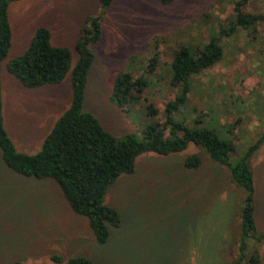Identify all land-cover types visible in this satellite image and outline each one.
<instances>
[{
  "label": "rangeland",
  "instance_id": "rangeland-1",
  "mask_svg": "<svg viewBox=\"0 0 264 264\" xmlns=\"http://www.w3.org/2000/svg\"><path fill=\"white\" fill-rule=\"evenodd\" d=\"M235 2L114 0L102 18L101 41L92 48L84 111L117 138H142L148 125L163 124L165 105L181 92L171 81L172 59L181 48H202L221 27L227 28ZM245 12L264 15V0L251 1ZM99 14L98 0H23L9 5L12 44L1 64L0 81L4 124L17 151L40 150L22 129V124L39 121L40 113L28 114L26 109L41 108L40 100H50L49 129L70 104V75L56 86L27 89L7 71V63L24 53L37 28L45 27L53 45L72 51L73 66V48L85 20ZM219 43L220 61L189 78L187 101L173 120L231 142L235 164L264 134V21L256 31L238 30ZM121 73L146 83L135 91L128 112L111 101L114 80ZM193 154L202 160L196 170L184 166ZM249 164L257 236L264 238V143ZM105 204L120 213L121 225L109 226V238L100 245L54 180L15 173L0 151V264H65L77 256L99 264H248L255 251L264 264L262 241L250 240L247 258L238 259L244 194L230 181L227 168L211 162L201 147L190 144L168 156H139L134 173L109 187Z\"/></svg>",
  "mask_w": 264,
  "mask_h": 264
},
{
  "label": "trees",
  "instance_id": "trees-1",
  "mask_svg": "<svg viewBox=\"0 0 264 264\" xmlns=\"http://www.w3.org/2000/svg\"><path fill=\"white\" fill-rule=\"evenodd\" d=\"M19 1L23 0H0V78L2 61L12 44L8 9L10 4ZM158 1L169 4L174 0ZM251 1L236 0L233 21L227 28L221 27L217 36L202 48L183 47L175 54L171 62V81L181 92L165 105V122L148 125L142 138L135 134L117 138L103 128L96 116L83 109L88 73L94 59L92 48L101 41L102 18L114 0H98L100 14L85 20L73 48L76 55L73 66L72 51L53 45L47 28H37L24 53L7 63V71L27 89L56 86L70 75V104L54 122L40 150L35 154L21 153L17 151L4 124L0 81V151L3 162L17 174L54 180L71 210L86 218L95 241L102 245L109 238L108 227L118 228L121 225L120 213L105 204L106 193L119 177L134 173L139 156L146 153L168 156L183 152L190 144L201 147L211 162L227 168L230 181L244 194L238 259L247 258L250 240L264 242L263 237L257 236L254 175L249 164L250 158L264 143V134L233 164L231 155L234 147L231 142L219 139L207 129H188L175 123L173 115L187 101L189 78L220 61L223 49L219 40L233 36L238 30L256 31L258 24L264 21L263 14L245 12V7ZM145 85V81H134L131 74L121 73L114 80L111 101L122 111L128 112L130 105L136 101L135 91L143 89ZM178 132L182 135L178 136ZM201 165L202 160L196 154L190 155L184 162L185 168L191 170ZM55 259L61 261L60 258ZM247 263H260L256 251L248 257ZM65 264L99 263L77 256L68 259Z\"/></svg>",
  "mask_w": 264,
  "mask_h": 264
},
{
  "label": "crops",
  "instance_id": "crops-1",
  "mask_svg": "<svg viewBox=\"0 0 264 264\" xmlns=\"http://www.w3.org/2000/svg\"><path fill=\"white\" fill-rule=\"evenodd\" d=\"M16 101L18 103H20L19 98L16 99ZM40 101H41L40 102L41 108L37 109V107H33V108L30 107V108L26 109V111L29 112L28 114H36L37 112H39L40 113L39 121H36L35 123L31 122V125H29V126L27 125V123L24 126L22 124V129L24 128L25 131H27V134H30L31 138L33 139L32 142L35 143V144H32V142H31L30 144L32 146H34V145L37 146L38 149H39V147L41 148V145H42L44 138L48 135L49 131H51L50 129L53 127V124H54L53 122L56 121L55 120V121L51 122L49 129H46L45 126L49 123V120H47V118H49V115L46 113L49 112L51 103H50V100H46L45 98H44V100H40ZM21 111H22V109H21ZM43 123L45 125H43ZM22 135H24L23 132L20 133V136H22ZM34 138H39V139L35 140ZM23 140L25 141L26 139L23 137Z\"/></svg>",
  "mask_w": 264,
  "mask_h": 264
}]
</instances>
